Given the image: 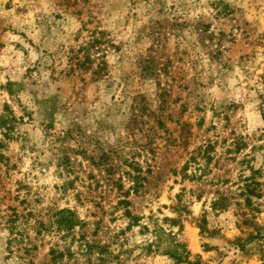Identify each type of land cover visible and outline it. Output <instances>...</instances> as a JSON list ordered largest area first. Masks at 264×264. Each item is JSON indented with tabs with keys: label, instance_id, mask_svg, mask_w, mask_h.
<instances>
[{
	"label": "clouds",
	"instance_id": "9594fccd",
	"mask_svg": "<svg viewBox=\"0 0 264 264\" xmlns=\"http://www.w3.org/2000/svg\"><path fill=\"white\" fill-rule=\"evenodd\" d=\"M216 3L16 0L14 8L21 10L17 22L0 26V117H16L14 132L0 127V156L5 158L0 160V264H165L174 239L183 238L174 225H195L206 215L213 217L209 231L218 229V238L228 245L224 249L226 264H264V199L254 200L260 211L249 212L254 226H245L240 213L248 209L239 196L241 178L251 176L254 169L264 171V55L259 61L229 62L227 67L213 58V45L202 39L198 26L215 17L219 11ZM225 3L233 10L228 25L232 34L237 40L247 36L259 41L264 53V0ZM161 24L165 25L163 34L158 32ZM218 31L213 23L210 33ZM171 40L178 45L174 60L185 59L184 65L176 67L184 68L186 91L178 95L188 111L179 117V107L173 105L171 121L168 113L163 114L167 129L148 124L143 130H134L135 79L143 63L164 51ZM85 56L90 57L86 71L80 67ZM41 70L58 83L75 74L74 83L79 85L74 93L60 96L61 101L72 96L71 107L61 112L62 119L52 129L41 115L48 98L33 74ZM149 83L153 95L160 91L156 79ZM159 83L171 87L167 77ZM90 84H95L92 99L86 91ZM6 103L18 111L6 112ZM152 110L160 114L157 101ZM25 114L31 118L21 122ZM176 119L192 133L190 139L183 138L179 152L169 151L168 144L177 136ZM200 120L203 127L198 126ZM217 142L212 164L197 155L186 178H182L183 172L173 174L182 167L180 153L187 161L197 149ZM105 153L113 155L110 174L107 165L93 164ZM216 161L223 167H215ZM220 178L231 183L225 185ZM258 179L264 182V177ZM140 180L146 183L138 193ZM96 183L107 195L103 205ZM120 184L122 189L113 191ZM128 193L131 222L121 213L117 219L122 223L104 220L101 234L93 236L96 221L104 219L105 206L111 217L115 202ZM224 193H231L234 199L224 209H213ZM10 207L19 210L16 222H9ZM69 210L78 227L66 233L52 222L48 230H41L39 224L48 218L46 214L64 215ZM26 212L33 215L28 217ZM81 236L86 241L74 247ZM104 247L107 251L101 252ZM67 250L71 259L64 261L60 254Z\"/></svg>",
	"mask_w": 264,
	"mask_h": 264
},
{
	"label": "rangeland",
	"instance_id": "374dc122",
	"mask_svg": "<svg viewBox=\"0 0 264 264\" xmlns=\"http://www.w3.org/2000/svg\"><path fill=\"white\" fill-rule=\"evenodd\" d=\"M15 3L16 0H7L6 3H4L3 0H0V26L7 27L10 21L17 22V17L20 15L21 10L14 8ZM216 7L219 8V11L216 12L215 17H213L211 20L201 22L198 26L202 33V39L213 45V58L220 60L225 67L228 66L229 62L259 61L261 56L264 55V53L261 52V43L259 41L249 40L247 36H245L243 40H237L236 36L233 35L232 31L228 28V25L231 23L230 18L232 17L233 10L227 3H225V0H217ZM5 12L9 13V15L5 16ZM213 23H215L218 27V33H210ZM164 30L165 25L161 24L159 26L158 32L163 34ZM159 38L160 36L157 37V39ZM164 49V51L158 52L154 57L143 63L142 71L135 79V86L133 88V104L131 109L133 113L131 125L134 130H143L148 124L154 125L155 128L167 129V124L163 114L168 113L167 120L171 121L173 116L169 112V109L173 105H177L179 107V111L177 113L179 117H182L188 111V106L186 104L180 103L182 97L178 95L179 92L186 91V88L183 84L185 78L184 68L176 67L177 65H184L185 59L184 57H181L174 60L178 50V45H176L175 40H171L165 44ZM185 55H187V52ZM157 61L160 62L158 63ZM89 62L90 57L85 56V60L81 63L80 67L86 71ZM256 67L259 68V64H257ZM239 70V63H237V71ZM29 71H31V69H29ZM33 74L39 77L40 81L42 82L39 85L40 90L45 94L46 98H48V103L41 111V115L49 120L47 128L52 129L56 121L62 119L61 112H68L71 107L68 101L72 99V96H69L68 100L65 101H61L60 96L70 92L74 93L78 89V82L74 83L75 74H72L73 79H63L59 83L53 80L45 70H41L40 72ZM164 77H167L171 87L166 88L160 85L159 81ZM261 78L264 79V74H261ZM152 79H156L158 81L156 86L160 88V91L155 95H153L152 87L149 83V81ZM86 91L88 98L92 99L95 96V84H90ZM154 101L158 102L159 115L156 111L152 110ZM5 111L12 113L13 111L18 110H14L11 106L9 109H7L5 106ZM6 118H12L13 121H10L9 124L13 128L9 132H14L16 127L14 121L16 117L10 116ZM30 118L31 117L28 114L20 117L21 122ZM175 123L179 125V127L175 130L177 136L176 138H170L168 144L171 146L169 151L175 150L179 152L180 148L182 147L183 138L190 139L192 133L186 125H182L180 123L179 119H176ZM203 125L204 121L200 120L198 126L203 127ZM76 131L79 134H83L82 128H77ZM69 135H71V132H69ZM168 135L171 137L172 134L170 131L168 132ZM224 143L227 144L226 139L224 140ZM189 147H191V144H189ZM217 148H219V142H217L215 146L209 144L208 147L203 150L197 149L196 155H192L187 161L184 160L183 153H180L181 161H183L182 167L180 168L179 172L174 171L173 174L179 175L180 172H183L185 177L182 178H186L187 173L191 170L190 165L197 163V155L201 156L202 158H206L208 163L212 164L214 159L212 153L215 152ZM228 151L230 154L232 149H229ZM237 151H239V145L237 146ZM112 159L113 155L105 153L100 155L98 159L93 160V164L97 167H105L107 165L108 167L106 168V172L110 174ZM252 159L256 160L257 158L254 156ZM242 163L247 162L242 161ZM215 167L220 168L223 166L220 164V161H216ZM260 177H264V171L261 169H254L252 170L251 176L241 178L243 188L240 190L239 196L244 199L245 206L248 209V211L240 213L244 217L243 224L245 226H254V217L253 219H249V212L259 213L260 211L259 206L254 204V200L259 201L264 199V182H262L261 179H258ZM126 178L127 176H125V179ZM78 179L79 177H77V180ZM89 179L95 180V175L89 174ZM219 182L225 185L231 183L230 179L228 178H220ZM145 183L146 181L144 180L139 181L137 188L138 193L140 189L143 188ZM176 183H178V181H176ZM0 186H3L2 180H0ZM95 188L96 191L100 193L99 201L100 204L103 205L104 201L107 199V195L101 192V184L96 183ZM121 189L122 184L113 186V191H120ZM68 191L71 192L72 189L69 188ZM166 192L167 188L164 189L163 194H166ZM129 195L130 193L124 194L119 200L115 202L114 211H112L111 217H109V210L105 206L104 219L96 221L95 230L92 232L93 236H99L101 234V226L104 223V220H107L110 224L122 223L123 221L117 219L121 213H123V216L126 220L131 222V220L125 215V210L130 211L132 207V203L128 199ZM16 199L19 198L17 197ZM232 199H234V197L231 193H224L221 195L219 202L224 204L223 206L226 208L227 204ZM121 200H127L129 201V204H120L119 202ZM23 203L24 202L22 201L21 204ZM109 203H111V201H109ZM237 207H239V204H237ZM10 212L12 213V215L9 217L10 223L16 222L20 219L18 208L10 207ZM53 214L54 213L46 214L48 218L40 221L39 226L42 231L48 230L49 225L54 221ZM26 215L31 217L33 213L26 212ZM212 220L213 217L206 215L195 225L191 223L184 224L183 226L175 224L174 227L180 230L183 238L179 240L174 239L173 246L169 251L173 253L176 252L177 254L184 256V261H180L166 253L167 261H172L174 264H186V262L187 264H192L191 262H196L199 260H201L202 264H221L223 261L226 264L228 254L225 253L224 249L228 247V245L224 240L218 238V229H212L209 231L208 225L210 222H212ZM128 230L130 231V228ZM124 231V229H121L122 233H124ZM201 237H203L204 243H201ZM61 239L64 238L61 237ZM78 243H82L81 239L76 241L73 246L75 247V245ZM237 243H239V240H237ZM106 251L107 248L105 247L104 252ZM70 259L71 251L67 250L66 256L62 260L67 261ZM167 261H165V264H167Z\"/></svg>",
	"mask_w": 264,
	"mask_h": 264
},
{
	"label": "trees",
	"instance_id": "16d2710c",
	"mask_svg": "<svg viewBox=\"0 0 264 264\" xmlns=\"http://www.w3.org/2000/svg\"><path fill=\"white\" fill-rule=\"evenodd\" d=\"M5 106H6L7 109L10 108V106L8 104H6ZM10 121H13L12 118L9 119V118H6V117H0V127H7L9 129V131H10L13 128L9 124ZM0 147H2V145H0ZM3 159H5V158L3 156H0V160H3ZM119 203L120 204H129V201H127V200H121ZM223 205L224 204H222L221 202L218 201V202H215L212 205V207H213V209H216V208H224ZM125 215L130 220H132V215H131V212L129 210H125ZM53 216H54V221L53 222L56 224L58 231H65L67 233V232H70L71 231L72 227H78V225L74 224L75 217L71 213L70 210H69V212L67 214L60 215L58 213H54ZM137 224H138V221H137ZM62 238H64V237H62ZM80 239H81L82 243L86 241V237L85 236H81ZM86 246L89 247V248H95L96 247L95 244H88ZM100 251L101 252H104L105 251V247L104 248H101ZM171 253H172L171 254L172 257H174V258H176V259H178L180 261L181 260L184 261V259H183L184 256H181L180 254H177L176 252L175 253L171 252ZM50 255H51V252H50ZM60 255H61V259H64V257L66 256V252H63ZM191 263L192 264H202L201 260L196 261V262H191Z\"/></svg>",
	"mask_w": 264,
	"mask_h": 264
}]
</instances>
